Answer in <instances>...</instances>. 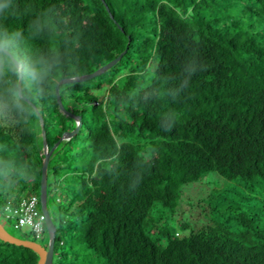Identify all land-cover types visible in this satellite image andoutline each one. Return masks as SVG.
I'll use <instances>...</instances> for the list:
<instances>
[{
  "label": "trees",
  "instance_id": "trees-1",
  "mask_svg": "<svg viewBox=\"0 0 264 264\" xmlns=\"http://www.w3.org/2000/svg\"><path fill=\"white\" fill-rule=\"evenodd\" d=\"M0 5V34L14 37L20 60L37 70L35 80L0 77L4 221L5 207L33 197L41 211V131L49 151L78 117L77 132L47 164L46 197L63 187L54 213L46 208L55 227L52 264H264V197L245 205L222 191L189 220L195 229L177 222L190 228L186 235L161 223L163 210L179 212L183 187L209 174L264 195V0ZM121 53L103 73L60 84L73 118L61 113L56 84ZM44 236L48 243L45 227ZM37 261L0 240V264Z\"/></svg>",
  "mask_w": 264,
  "mask_h": 264
},
{
  "label": "rangeland",
  "instance_id": "rangeland-1",
  "mask_svg": "<svg viewBox=\"0 0 264 264\" xmlns=\"http://www.w3.org/2000/svg\"><path fill=\"white\" fill-rule=\"evenodd\" d=\"M117 70L122 72V67L117 66ZM111 75L110 72H106L104 76ZM102 97V94L100 95ZM52 182V180L49 179V182ZM63 187H59L56 191L50 192L51 194H48L46 199V208L48 209L49 213L53 214V204L52 200L54 198L59 199L60 195L62 194ZM226 191V192H222ZM222 192L221 196L224 198H233L239 202H242L245 205H257L260 199L264 197V195L258 194L259 191H256L254 193H250L247 190H245L242 186H240V183L237 181L233 182H227L224 179L218 177L215 174H209L206 175L203 179H201L198 182L192 183L190 185H187L183 187L182 189V196L180 200H183L182 205L178 209V213H169L163 210V213L165 214V218L161 220V223H166L173 232H176L178 235H186L190 228L195 229L193 226V223L191 224V220L194 216H197L200 211L201 206L203 208L204 205H206L207 199L215 196L216 194ZM253 196L257 200L250 199ZM249 197V198H248ZM205 201V202H204ZM183 212V213H180ZM159 214H152V217L154 219L157 218ZM56 216V215H55ZM190 220V221H189ZM178 221H189L190 222V228L185 230H179L176 228ZM0 223L2 226L5 227L6 230L10 232V234H13L15 236H25L31 238L29 235V229L24 227L20 231H14L11 226H8L5 224V221L0 216ZM196 223V222H195ZM199 223V221H198ZM202 224V223H200ZM199 224V225H200ZM38 243L42 246H47V238L46 236L43 237V239L38 241ZM52 264V262H51Z\"/></svg>",
  "mask_w": 264,
  "mask_h": 264
},
{
  "label": "water",
  "instance_id": "water-1",
  "mask_svg": "<svg viewBox=\"0 0 264 264\" xmlns=\"http://www.w3.org/2000/svg\"><path fill=\"white\" fill-rule=\"evenodd\" d=\"M121 55H122V53L89 75H85V76H81V77H77V78H72V79L60 80L55 86V94H56V101H57V104H58V107H59L61 113L68 115L69 117L73 118V116L71 114H68L62 108L60 98L58 96V87L60 84H63L66 82H78V81H84L87 79H91V78L103 73L108 68L112 67L120 59ZM18 86H19V84H18ZM75 120H76V126H75L74 130L71 132L65 133L54 144V146L49 151L47 150V147H46V144L44 141L45 140L44 130L42 129V131H41L42 141H43V148H42L43 161H42V165H41L39 203H40L41 212L45 216V228H46L47 235H48V243H47L46 248H44L39 243H36L34 241L21 240V239L14 237L12 234H10L8 231H6L5 228L2 226V224L0 223V240L5 242V243L12 244L15 246H22V247L27 248V249L31 250L32 252L36 253L38 255V261L36 264H51L52 258H53L55 227H54V224H53V222H52V220H51V218L47 212V209H46V170H47L48 160L50 158L52 151L54 150V148L57 146V144L60 141L67 140V139L71 138L77 132L78 127L80 125L79 118L77 117V118H75ZM39 121H40V125L42 126V120L40 118H39Z\"/></svg>",
  "mask_w": 264,
  "mask_h": 264
},
{
  "label": "built area",
  "instance_id": "built-area-1",
  "mask_svg": "<svg viewBox=\"0 0 264 264\" xmlns=\"http://www.w3.org/2000/svg\"><path fill=\"white\" fill-rule=\"evenodd\" d=\"M3 217L8 221L13 230L26 227L36 240H40L45 227V216L37 209V199L23 200L17 207L4 208Z\"/></svg>",
  "mask_w": 264,
  "mask_h": 264
},
{
  "label": "clouds",
  "instance_id": "clouds-1",
  "mask_svg": "<svg viewBox=\"0 0 264 264\" xmlns=\"http://www.w3.org/2000/svg\"><path fill=\"white\" fill-rule=\"evenodd\" d=\"M4 7L6 5H0V11ZM8 73H11L13 76L22 73L26 78L32 80L37 78V70L23 64L15 46L14 37L9 36L5 32L0 34V77H4ZM13 99H15V94L13 95Z\"/></svg>",
  "mask_w": 264,
  "mask_h": 264
}]
</instances>
